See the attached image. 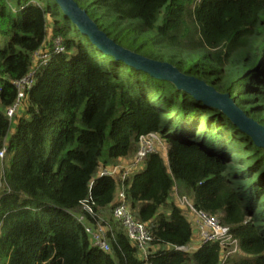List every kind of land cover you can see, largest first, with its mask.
Masks as SVG:
<instances>
[{
  "label": "trees",
  "instance_id": "1",
  "mask_svg": "<svg viewBox=\"0 0 264 264\" xmlns=\"http://www.w3.org/2000/svg\"><path fill=\"white\" fill-rule=\"evenodd\" d=\"M74 1L117 44L227 93L264 126V0ZM48 29L64 51L35 68L23 114L9 117L14 82L53 46ZM149 133L165 158L147 154L122 182L98 175ZM1 151L0 264H264V149L218 109L99 51L54 0H0ZM175 188L230 229L236 253L175 249L195 234ZM121 190L150 231L146 258L113 216ZM75 212L105 227L108 251Z\"/></svg>",
  "mask_w": 264,
  "mask_h": 264
},
{
  "label": "built area",
  "instance_id": "2",
  "mask_svg": "<svg viewBox=\"0 0 264 264\" xmlns=\"http://www.w3.org/2000/svg\"><path fill=\"white\" fill-rule=\"evenodd\" d=\"M53 46L49 48L48 45L42 46L40 49L36 50L32 54V66L37 63L38 66L45 65L52 54H59L64 51L62 41L60 38H54L52 40ZM36 64V65H37ZM31 66L30 73L15 81L14 84L17 88V99L12 107L7 110V115L12 117L16 111L19 109V104L25 99L27 91L30 89L33 80L35 67ZM18 109V110H17ZM159 142L158 135L156 133H149L146 135H141L138 138V144L140 148L137 149V155L135 159L130 164H118L116 166L102 167L99 171V176H110L119 181H124L130 172L136 168V166L143 161L147 154L154 153L155 149L152 148V142ZM3 155V151L0 152V156ZM176 188L174 189V191ZM177 201L176 205L182 210V213L192 224L195 231L194 237H197L201 242H218L219 246L223 250L222 261H224L229 255L236 253L238 249V243L235 238H233L230 233V229L219 223L215 216L208 215L204 211L197 210L193 205L191 199L183 194H176ZM90 201L87 199L82 205V210L91 216H95L92 207L88 204ZM114 218L120 222L122 228L124 229L127 238L134 243L138 250L141 258L147 257V244L151 241V234L147 226L140 223L134 219L130 209L125 201V196L121 190L116 199V204L113 208ZM78 221L83 224L84 215L77 217ZM85 231L91 236L94 244L104 251L109 250L108 242L105 238V227L98 225L97 228H91L85 226ZM178 251L191 252L194 247L179 246L175 247ZM151 264V263H145Z\"/></svg>",
  "mask_w": 264,
  "mask_h": 264
},
{
  "label": "water",
  "instance_id": "3",
  "mask_svg": "<svg viewBox=\"0 0 264 264\" xmlns=\"http://www.w3.org/2000/svg\"><path fill=\"white\" fill-rule=\"evenodd\" d=\"M54 1L64 15L77 27L78 31L86 36L99 51L155 78L169 81L178 90L189 94L204 105L218 109L240 131L248 135L256 146L264 149V126L249 118L243 110L235 105L227 93L218 92L205 81L182 73L168 62L145 57L117 44L98 28L86 11L81 9L74 0Z\"/></svg>",
  "mask_w": 264,
  "mask_h": 264
},
{
  "label": "rangeland",
  "instance_id": "4",
  "mask_svg": "<svg viewBox=\"0 0 264 264\" xmlns=\"http://www.w3.org/2000/svg\"><path fill=\"white\" fill-rule=\"evenodd\" d=\"M110 36H111V38H112V36H113V33H111L110 34ZM47 40L49 41V40H51L52 41V38H51V31H50V29H48V33H47ZM87 45H88V43H86ZM136 44H139L138 42L136 43ZM89 46V48H90V51H91V53H94V51L91 49V46L90 45H88ZM124 46H126V47H129L128 45H124ZM96 56H97V54H96ZM37 63H39V62H36V63H34L35 64V66L33 65L32 67H40V66H38V64ZM37 64V65H36ZM25 99L19 104V110L18 111H16V117H18V116H21L22 114H23V107H25ZM14 114V115H15ZM159 138V137H158ZM137 147L138 148H140V144H138V142H137ZM152 148L153 149H155V151L156 152H158L159 154H161V155H163V157L165 158V147H164V145L160 142V139H159V142H157V141H153L152 142ZM137 152V151H136ZM138 153V152H137ZM137 153L133 156V157H131L130 159H128V160H126V161H123V162H120V163H123V164H130V163H132V161L135 159V157H136V155H137ZM0 158H1V156H0ZM2 181H1V176H0V192H1V190H2V183H1ZM179 185V184H178ZM181 194L177 189L175 190V191H173V193H172V196H171V199L174 201V202H176L177 201V198H176V194ZM183 195H185V194H183ZM75 214H76V216L77 217H80V216H82V214L80 213V212H75ZM84 223H85V226H89V227H91L90 226V224H89V222H85L84 221ZM120 227V224L119 223H117L116 224V229H118ZM92 228V227H91Z\"/></svg>",
  "mask_w": 264,
  "mask_h": 264
},
{
  "label": "crops",
  "instance_id": "5",
  "mask_svg": "<svg viewBox=\"0 0 264 264\" xmlns=\"http://www.w3.org/2000/svg\"><path fill=\"white\" fill-rule=\"evenodd\" d=\"M198 240H199V239H198L197 237H194V236H193V239L191 240V242H190V244H189L190 246L194 247V250L197 248V244H196V243H197ZM194 250H193V251H194Z\"/></svg>",
  "mask_w": 264,
  "mask_h": 264
}]
</instances>
